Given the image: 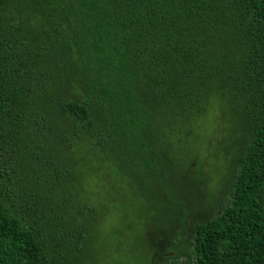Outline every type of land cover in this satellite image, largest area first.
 Instances as JSON below:
<instances>
[{"label":"trees","instance_id":"trees-1","mask_svg":"<svg viewBox=\"0 0 264 264\" xmlns=\"http://www.w3.org/2000/svg\"><path fill=\"white\" fill-rule=\"evenodd\" d=\"M210 110L234 173L165 264H264V0H0V264H84L77 152L148 168Z\"/></svg>","mask_w":264,"mask_h":264},{"label":"rangeland","instance_id":"rangeland-1","mask_svg":"<svg viewBox=\"0 0 264 264\" xmlns=\"http://www.w3.org/2000/svg\"><path fill=\"white\" fill-rule=\"evenodd\" d=\"M159 118L151 167L119 164L106 151L77 152L80 199L92 208L84 264H165L172 256L167 232L188 235L224 203L234 173L230 118L205 112L186 141V128L169 130Z\"/></svg>","mask_w":264,"mask_h":264}]
</instances>
